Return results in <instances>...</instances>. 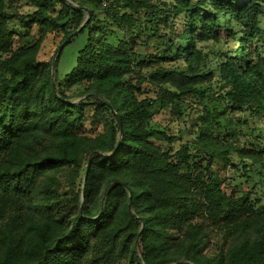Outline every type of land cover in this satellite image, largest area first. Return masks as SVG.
<instances>
[{
  "label": "trees",
  "instance_id": "1",
  "mask_svg": "<svg viewBox=\"0 0 264 264\" xmlns=\"http://www.w3.org/2000/svg\"><path fill=\"white\" fill-rule=\"evenodd\" d=\"M25 1L30 15L8 12L0 0V264H264V188L227 194L222 173L229 167L245 179L264 176V0H112L105 10L92 1ZM94 8L119 38L96 36ZM85 12L90 19L79 28ZM10 22L87 30L61 85L58 59L51 79V63L36 59L41 39L16 46ZM147 24L171 37L156 56L170 55L171 66L154 61L142 73L147 58L134 51L142 45L135 33ZM220 30L237 47L218 53L215 94L202 90L213 76L202 72L199 45L219 42ZM62 84L81 87L73 97L79 100ZM143 85L153 98H141ZM185 96L199 110L190 140L174 152L176 140L149 122L154 107L179 116ZM234 110L259 123L242 135L249 149L222 146L213 134ZM97 124L103 131L94 134ZM65 168L71 187L58 194L57 173ZM207 230L224 235L213 255L204 254Z\"/></svg>",
  "mask_w": 264,
  "mask_h": 264
},
{
  "label": "rangeland",
  "instance_id": "2",
  "mask_svg": "<svg viewBox=\"0 0 264 264\" xmlns=\"http://www.w3.org/2000/svg\"><path fill=\"white\" fill-rule=\"evenodd\" d=\"M2 1L5 5V10L8 12H16L22 15H30L34 12V9L29 7L25 0ZM81 2L85 7L93 6L86 1ZM58 10L59 8L56 7L55 12H51L53 17L57 15ZM94 12L95 16L90 23V27L94 28L96 36H101L102 34L109 35L110 32L113 33V38H119V33L117 32L116 28L111 25L108 17L100 14L99 9L94 8ZM89 19L90 17L88 13L85 12L84 19L79 28L83 27L84 24L89 21ZM97 21L100 23L99 27H94L93 25ZM67 23L62 22L60 25L63 27L52 32H48L45 30V28H41L36 25L26 29L18 26L15 22H10L8 24V29L15 35L16 46H31L41 39L36 54V59L38 61L50 63L54 57V63L58 59L56 65V81L59 84L62 82V79L65 78V76L69 77V75L72 73L78 53L87 43V30H84L82 33H78L79 29H77L74 31L76 32V35L70 40V42L68 43L67 41L65 46L61 48L58 53H56L61 44L67 40L64 39V36L73 31V27L71 25H67ZM260 25L264 29V20L261 21ZM153 30L154 29L147 24L144 26L143 30L141 29L135 33V43H142V45H137L134 51L139 53L141 56H146L147 58L146 64L148 67H144L142 73H147L149 70H151L152 65H154V61L159 62L160 60L163 67L171 66V61L167 60L169 57H171L170 55L166 56V60L159 59L161 57L160 52L165 51V49L171 43V37L169 38L167 35L165 36L163 31H160L159 34H156ZM218 33L220 35L219 42L199 45V48L206 57V67L204 70H202V72L210 73L213 76L210 83H205L202 86V90H211L215 94L220 92L218 78L216 75V69L221 60V58L218 57V53L228 55L230 51L234 53L237 47L235 42L226 37L224 31L220 30ZM156 56L159 58L156 59ZM4 58L5 56H0V59ZM240 66L241 65L237 63V67L240 68ZM62 85L63 86L61 87L64 89L67 96L72 97L73 101L79 100L78 98L73 97L81 92V87L74 86L72 88H67L65 84ZM142 88L144 89V92L141 98L154 97L155 92L153 89H151V87L143 85ZM163 89L170 90L169 87H163ZM171 91H173V89H171ZM154 109L157 112L152 115L149 126L163 130L167 135L173 137L176 141L172 144L170 149L174 152L177 151L179 146L183 144L184 141L190 140L189 136L192 130L191 125L194 119L197 117V111L199 110L198 107L193 102V98L185 96L178 104V110L180 112L179 116H173L170 114L168 108L158 110L157 107H154ZM92 112V108L85 110L87 121H90ZM217 121L220 123V126L219 130L217 129L218 134L217 132H214V136L218 137V142L220 145L224 146L229 144L232 148L235 146H240L249 149L246 142H244V137L242 135L244 134L248 137L250 131H256L255 129L259 128V123L256 120H252L246 113L236 110L228 111L225 116L220 117ZM243 122H246V124ZM102 131V124H97L93 127L94 134L101 133ZM180 137L182 139H180ZM155 145L160 147L162 151H166L168 149V145L164 143L156 142ZM232 163L238 166L236 159L232 158ZM222 173L226 174V180L223 183V190L227 194H230L231 191H234L236 194H239L240 192H248L250 191L252 185H258V188L260 189L264 188V176L259 175L258 172L248 175L249 179L241 177V173L238 171L236 172L234 168L227 167V169L222 170ZM70 174L71 171L67 168L62 169L57 173L56 191H58V194L66 193L71 187L69 182ZM251 198H255V194L251 195ZM207 233V245L205 247L204 254L213 255L214 253H217L222 245H224V235L218 231L211 230H207ZM173 235L178 237L179 234L174 233Z\"/></svg>",
  "mask_w": 264,
  "mask_h": 264
},
{
  "label": "built area",
  "instance_id": "3",
  "mask_svg": "<svg viewBox=\"0 0 264 264\" xmlns=\"http://www.w3.org/2000/svg\"><path fill=\"white\" fill-rule=\"evenodd\" d=\"M79 1H92L97 4V7L100 10H105L109 7L111 4L112 0H67V2L72 6V7H77Z\"/></svg>",
  "mask_w": 264,
  "mask_h": 264
},
{
  "label": "water",
  "instance_id": "4",
  "mask_svg": "<svg viewBox=\"0 0 264 264\" xmlns=\"http://www.w3.org/2000/svg\"><path fill=\"white\" fill-rule=\"evenodd\" d=\"M75 35H76V32L72 33V34L67 38V40L61 44V46L59 47V49L57 50L56 53H58V52L60 51V49L63 48V47L65 46L66 42L69 41V40H71ZM54 59H55V57H54L53 60L51 61V67H50V68H51V79H53ZM89 163H90V162L88 161V163H87V165H86V171H85V174H86V172H87V170H88V168H89Z\"/></svg>",
  "mask_w": 264,
  "mask_h": 264
}]
</instances>
